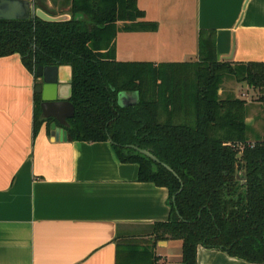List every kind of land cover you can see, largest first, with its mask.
<instances>
[{"label":"trees","instance_id":"obj_1","mask_svg":"<svg viewBox=\"0 0 264 264\" xmlns=\"http://www.w3.org/2000/svg\"><path fill=\"white\" fill-rule=\"evenodd\" d=\"M29 1L71 19L0 20V58L19 55L33 75L40 66H70L73 141L110 142L121 163L139 166L140 182L169 191V219L150 225L144 239L119 241L117 264H160L155 249L169 240L183 242L181 264H198L201 247L264 264V137L248 123L250 106H264V63L220 62L212 32L201 35L196 61L122 62L119 32L158 30L138 0H63L61 10ZM226 79L247 85L251 102L222 98ZM121 92L137 103L121 107ZM45 123L50 130L36 93L35 135Z\"/></svg>","mask_w":264,"mask_h":264},{"label":"crops","instance_id":"obj_2","mask_svg":"<svg viewBox=\"0 0 264 264\" xmlns=\"http://www.w3.org/2000/svg\"><path fill=\"white\" fill-rule=\"evenodd\" d=\"M62 2L45 0L53 10ZM138 6L158 30L119 32V61H196L212 32L220 62L264 63V0ZM69 73L62 68V79ZM35 89L19 55L0 58V264H117L119 241L169 219V191L140 182L139 166L121 163L110 142L57 141L47 123L35 135ZM158 245L160 264L182 263V241ZM198 264L247 263L201 247Z\"/></svg>","mask_w":264,"mask_h":264},{"label":"water","instance_id":"obj_3","mask_svg":"<svg viewBox=\"0 0 264 264\" xmlns=\"http://www.w3.org/2000/svg\"><path fill=\"white\" fill-rule=\"evenodd\" d=\"M35 16L50 23L65 22L71 19L70 15L53 17L41 9H36L35 5L29 0H0V20L26 21ZM62 68H67L70 72L66 81L61 76ZM35 76L37 82L35 90L41 96L42 118L51 121L52 135L57 141H73L67 130L69 120L75 116V106L71 102L73 95L72 68L60 65L40 66L37 68ZM118 102L120 106L123 104L121 107L137 103L136 99L128 94L124 97L119 95ZM132 148L153 161L160 162L149 151L134 146ZM165 167L173 172L169 166L165 165ZM238 178L240 179V177Z\"/></svg>","mask_w":264,"mask_h":264},{"label":"rangeland","instance_id":"obj_4","mask_svg":"<svg viewBox=\"0 0 264 264\" xmlns=\"http://www.w3.org/2000/svg\"><path fill=\"white\" fill-rule=\"evenodd\" d=\"M116 47H117V45H116ZM116 50H117V48H116ZM243 94H244V96H243ZM220 95L224 99L227 98L228 96H235L237 98L245 99L248 102H251L253 92H252V90H250V88H248V87L245 88V86L238 84L233 79H226L222 85L221 90H220ZM248 121L255 128L256 133L259 136L264 137V106H262L256 102L253 105H251L250 110H249ZM157 248H158L159 252L162 253L163 249L162 248L160 249L159 245L156 247V249ZM156 249H155V251H156Z\"/></svg>","mask_w":264,"mask_h":264},{"label":"clouds","instance_id":"obj_5","mask_svg":"<svg viewBox=\"0 0 264 264\" xmlns=\"http://www.w3.org/2000/svg\"><path fill=\"white\" fill-rule=\"evenodd\" d=\"M119 95H120L121 97H124V96L127 95V93H125V92H121ZM121 106H123V104H121Z\"/></svg>","mask_w":264,"mask_h":264},{"label":"flooded vegetation","instance_id":"obj_6","mask_svg":"<svg viewBox=\"0 0 264 264\" xmlns=\"http://www.w3.org/2000/svg\"><path fill=\"white\" fill-rule=\"evenodd\" d=\"M240 177V176H239ZM240 179H241V177H240Z\"/></svg>","mask_w":264,"mask_h":264}]
</instances>
